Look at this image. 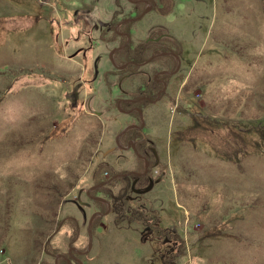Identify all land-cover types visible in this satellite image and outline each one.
Here are the masks:
<instances>
[{"label":"rangeland","instance_id":"obj_1","mask_svg":"<svg viewBox=\"0 0 264 264\" xmlns=\"http://www.w3.org/2000/svg\"><path fill=\"white\" fill-rule=\"evenodd\" d=\"M0 264H264V0H0Z\"/></svg>","mask_w":264,"mask_h":264},{"label":"flooded vegetation","instance_id":"obj_2","mask_svg":"<svg viewBox=\"0 0 264 264\" xmlns=\"http://www.w3.org/2000/svg\"><path fill=\"white\" fill-rule=\"evenodd\" d=\"M136 2H137V3H139V2L141 3V2H146V0H136ZM137 17H140V15L137 16ZM132 19H134V18H132ZM121 35H126V36H127L128 34L123 33V34H121ZM147 41H148V42H158V41H160V37H159V38H156V39H150V38H149ZM163 54H164V55H169V54H171V52H169V51H165V52H163L161 55H163ZM152 56H153V58H154V57H156V56H158V55L154 54V55H152ZM74 98H75V96H74ZM131 102H137V100L132 99ZM134 110H135V109H134ZM135 152H136V151H135ZM99 198H100V197H95L94 199L97 200V201H100V202H106L105 199L102 198L103 200H105V201H103L101 198H100V199H99ZM106 203H107V202H106ZM92 218H93V217H92ZM60 257H63V256H60Z\"/></svg>","mask_w":264,"mask_h":264},{"label":"water","instance_id":"obj_3","mask_svg":"<svg viewBox=\"0 0 264 264\" xmlns=\"http://www.w3.org/2000/svg\"><path fill=\"white\" fill-rule=\"evenodd\" d=\"M153 56H151L149 59H151ZM130 128V126L128 125V126H126V128L119 134V135H121V134H123L126 130H128ZM129 144H131V142L129 141ZM132 146V145H131ZM134 148V147H133ZM97 186H99V185H97ZM96 187V186H95ZM100 199V198H99ZM102 199V198H101ZM103 200V199H102ZM103 201H105V200H103ZM94 215H92L91 217H90V221H91V219H92V217H93ZM90 221H89V224H90ZM91 236V235H90Z\"/></svg>","mask_w":264,"mask_h":264}]
</instances>
